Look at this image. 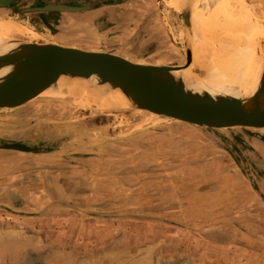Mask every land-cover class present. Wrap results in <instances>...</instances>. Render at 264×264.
<instances>
[{"label":"rangeland","instance_id":"374dc122","mask_svg":"<svg viewBox=\"0 0 264 264\" xmlns=\"http://www.w3.org/2000/svg\"><path fill=\"white\" fill-rule=\"evenodd\" d=\"M27 1L20 4L19 8L28 5ZM55 1L57 4L71 2L70 0ZM95 1L100 0H79L77 3L80 6L85 4L94 5ZM137 1L139 2L140 0ZM142 1L151 5L155 4V12H148L142 15L140 18L142 22L140 23L136 22L132 26H129L131 23L122 24L125 12L120 9L116 14H111V16L116 17L113 25L114 32L108 37L110 43L113 44L112 47L115 50L124 51L121 53L128 55L133 61L138 63L170 68L183 67L187 63V57L181 45L187 26L184 8L182 10L173 9L169 6L168 0ZM223 1L230 3L232 6H235L236 3H243L240 1H245L248 11L252 14V19L264 28V0ZM181 3L183 5L182 1ZM186 3L187 11L189 8L187 0ZM136 5L137 3H134L130 11H135ZM13 9L10 11L0 9V19H12L45 34L56 31V21L53 19L57 15L52 17L25 12L19 16L18 13L13 12ZM227 9H229L228 6ZM135 19L138 20L136 11ZM46 21L50 23L44 24ZM148 24L151 26L147 27ZM68 25L71 27L72 24ZM65 29L68 28H63L67 33L72 32L71 29ZM69 37L81 39L78 36ZM243 136H248L250 139L258 138L263 142L262 145L264 146V130H238L225 133H172L133 114L116 110L112 107L95 110L77 103L58 102L26 104L16 108L0 109V208L2 212L4 211L10 216L11 213L8 210V206H10L11 202L8 200L11 193L14 198V193H19L16 187L29 185L31 175L34 180L37 178L46 179V171L44 170L46 165L53 163V161L47 159L50 155L41 156L40 154L43 153L40 151L46 146L51 147L56 143H59V147L65 145L66 151H69L68 157L65 159L68 160L72 169L77 170L78 167L86 166L82 164L84 161L96 162L97 164V169L94 170L92 179L86 178L83 173L74 175V177H77L75 178L76 186L70 187L72 189L70 194L78 192V186H88L91 183L92 187H90V190L88 189L87 193L93 194V197H91L92 201L103 202V204H105V201L110 204L113 214H119L120 212H144L146 214L150 209L165 204L167 201H163V198L179 197L183 199L184 194H188L190 191L194 192L192 199L198 200L201 196L194 190L204 179L205 181L208 180V182H215V185H217L229 175L231 172L230 166H242V169L248 167L253 172L254 169L256 170L255 165L264 166V159L262 158L263 161L258 162L256 157L252 155L255 148L250 146ZM14 143L26 144L38 151L31 154L1 148L6 144ZM44 143L46 145H43ZM262 150H264V147H262ZM55 152L53 151V153ZM186 163H200L193 170V173L199 177L191 179L190 183L183 182L173 185L171 184L172 180L168 178L173 177L177 180H183L184 171L176 173L177 176L165 174L163 176V173L154 168L155 165L159 164L165 166L166 164L179 165ZM217 171H220V173H217ZM254 175L259 176L258 179L253 178L252 180H254V183L256 182L257 189L260 192L264 190V178L256 172H254ZM65 180L67 184H72L71 182L74 179L66 178ZM39 182L41 181L37 183ZM99 182L100 184H98ZM225 184L228 186L231 183L226 181L222 185ZM36 188L40 189L38 185H36ZM36 188L35 190L27 189V192L28 190L30 192H38L36 195L39 196L40 191ZM226 188L231 189L225 191V194L237 195L236 190H238V187ZM92 190L96 192L98 197L94 196L95 193ZM103 204L96 206L103 207ZM234 221V226L232 227L234 230H236L234 227L240 229L241 226L251 229L253 237L250 239L246 237L245 242L249 243L252 249H255L256 260L258 258L264 261V254H261L264 252V214L261 216L256 215L254 220L241 218V220L236 219ZM214 222L212 226L217 229L227 228L229 230L231 227L229 224L221 227L224 223L226 224L225 220L219 219ZM176 224L180 225L170 226L167 224L161 228H165L168 232L187 235L188 233L194 234L197 229L199 230L203 226L207 229L212 227L207 226L206 221H197L195 225L193 224L194 226L191 225V222H177ZM158 227L160 225L151 227V229L157 231ZM31 239L34 241L27 249L30 252L25 250L23 253L24 257L20 262L31 263L32 257L37 253L34 251L33 253L32 250L38 251L42 248L44 240L41 237H31ZM11 240L14 244L18 243L17 239H6L8 242H11ZM194 241L196 242L195 239L191 240L193 246H195ZM34 242L35 245L41 244L37 247L38 249L34 247ZM13 248L17 247L14 246ZM155 248H148L150 252L145 253L146 256L151 255L153 257L152 259H150L151 256L146 258V262H148L146 264H158V262L163 261L161 254ZM214 248L216 249V247ZM6 249L8 250L7 246ZM230 250L237 251L234 248ZM10 253L15 254L14 252ZM226 254L229 257L232 253L226 250ZM178 255L181 259L177 260L184 264L186 261V259L185 261L182 260L184 254L181 252L180 254L175 253L174 257ZM2 264L19 263L5 260Z\"/></svg>","mask_w":264,"mask_h":264},{"label":"crops","instance_id":"0c3cea01","mask_svg":"<svg viewBox=\"0 0 264 264\" xmlns=\"http://www.w3.org/2000/svg\"><path fill=\"white\" fill-rule=\"evenodd\" d=\"M25 1L27 0H22L16 6H20ZM32 1L28 0L26 2L29 9L36 8ZM43 1L47 3L46 6L57 4L55 0ZM70 1L57 5L90 7V9L78 12H41L45 14L49 12L50 15L47 14V16L52 17L57 15L53 19L56 21V31L50 33V35L120 53L124 51L115 50L108 38L114 32L113 25L116 19L111 14H116L119 9L122 10L125 12L122 24L131 23L129 26H132L136 22H142L140 20L142 15L155 12V4H147L142 0L139 2L137 0H122L118 4H107L100 7L96 5V1L94 5L85 4L83 6L77 3L79 0ZM134 3H137L135 11L138 20L135 19V11H130ZM26 6L25 8L28 9ZM40 7H43V5L38 6V8ZM32 12L38 13L39 11ZM48 22L46 21L44 24H49L50 22ZM68 24H72L71 27ZM150 26L147 25V27ZM66 27L68 29L65 30L71 29L72 32L67 33L64 31L63 28ZM69 36H78L81 39H74V37ZM124 55L130 58L128 55ZM130 59L132 60V58ZM243 137L250 146L255 148L252 155L256 157L258 162L263 161V142L258 138ZM68 153L69 151H66L65 145H62L55 153L40 154L41 156L50 155L47 159L53 161V163H48L44 170L46 171V179L37 178L34 180L31 175L29 185L16 187L19 193H14L15 198L11 193L8 200L11 202L8 206L10 216L4 211L2 212L0 208V264L5 260L17 261L21 264L22 261L20 262V260L24 257L23 253L29 249L34 241L31 237H41L44 240L40 250H32V252L39 253H35L37 256L34 255L32 261L39 258L42 264H146L148 263L146 258L151 255L146 256L145 253H149L151 247H156V251L161 254L163 261L158 262V264H183L179 262L181 259L179 255L174 257L175 253L180 254V252L184 254L182 260L185 261L186 259L184 264H264L263 259L259 260L257 258L256 260L255 249H252L249 243L245 242L246 237L248 239L253 237L251 229L241 225L240 229L234 227L236 229L234 230L232 228L236 219L254 220L256 215L261 216L264 214V211H262L264 210V190L260 193L256 182L254 183V180H252L253 178H259V176L254 175V172L264 178V166L255 165L256 170L252 166L254 172L249 170L248 167L242 169V166H230L231 172L229 175L217 185H215V182H208L204 179L194 190L201 196L198 200L192 199L194 192L190 191V193L184 194L183 199L179 197L163 198V201H167L165 204L150 209L146 214L144 212L113 214L110 204L105 201V204L92 201L93 194L87 193L88 189L90 190V187H92L91 183L88 186H78V192L70 194L72 191L70 187L76 186L75 178L77 177H74V175L83 173L86 178L92 179L97 164L96 162L84 161L82 164L88 167L82 166L74 170L69 165L68 160L65 159L68 157ZM198 164L200 163L166 164L165 166L159 164L155 165L154 168L163 173V176L164 174L177 176L176 173L184 171L183 180L168 177L172 180L171 184L175 185L183 182L190 183L191 179L198 178L199 176L193 173L194 168L199 166ZM217 173H220V171H217ZM66 178H73L72 184H67ZM38 181L43 183L39 182L41 183L39 184ZM226 181L231 184L228 186H226L227 184L222 185ZM36 185L40 189L36 188ZM233 186L238 187V190H236L237 195L225 194V191L231 189L226 187ZM35 188L40 191L39 196L36 195L38 192H30V190H28L29 193L27 192V189L35 190ZM94 193V196L98 197L96 192ZM32 194L35 195L32 196ZM101 204H103V207L96 206ZM219 219L226 221V224L224 223L221 227H225L227 224L231 225L229 230L227 228L217 229L212 226L215 223L214 221ZM197 221H206L207 226L212 227L207 229L203 226L199 230L197 229L194 234L188 233L187 235L168 232L165 228H161L167 224L170 226L180 225L176 224L177 222H191V225L194 226ZM159 225L157 231L151 229V227ZM7 238L17 239L18 243L14 244L12 240L8 242L6 241ZM194 239L196 240V242L194 241L195 246L191 242ZM40 245H35L34 242V247L37 248ZM14 246L17 248H13ZM148 248L150 249L148 250ZM233 248L237 251L230 250ZM226 250L232 253L231 256H227ZM26 252H30V250ZM261 254H264V252ZM152 258L151 256L150 259Z\"/></svg>","mask_w":264,"mask_h":264},{"label":"water","instance_id":"95a60500","mask_svg":"<svg viewBox=\"0 0 264 264\" xmlns=\"http://www.w3.org/2000/svg\"><path fill=\"white\" fill-rule=\"evenodd\" d=\"M22 0H0V9ZM90 7L51 4L32 11L78 12ZM188 21L186 9L183 10ZM14 32L0 19L7 37L0 42V109L11 108L10 98L23 85L33 63L78 64L93 69L95 79L112 108L135 115L168 132L181 134L225 133L264 130V44L258 49L243 78L237 103L229 108L218 100L174 105L163 95L162 73L171 68L138 63L124 54L103 47L37 32L21 23ZM169 92H175L170 90ZM25 153L35 149L22 143L1 147Z\"/></svg>","mask_w":264,"mask_h":264},{"label":"bare ground","instance_id":"6f19581e","mask_svg":"<svg viewBox=\"0 0 264 264\" xmlns=\"http://www.w3.org/2000/svg\"><path fill=\"white\" fill-rule=\"evenodd\" d=\"M168 1L173 9L187 8L186 0ZM222 1L187 0L188 21L181 42L187 63L162 73L167 102L184 105L218 100L229 108L236 105L242 80L264 44V28L252 19L245 1L235 6ZM4 20L11 30L22 32L14 23L17 21ZM6 37L0 29V42ZM23 81L19 92L10 98L11 107L58 102L95 110L112 107L93 69H81L78 64L33 63Z\"/></svg>","mask_w":264,"mask_h":264},{"label":"flooded vegetation","instance_id":"af4514ba","mask_svg":"<svg viewBox=\"0 0 264 264\" xmlns=\"http://www.w3.org/2000/svg\"><path fill=\"white\" fill-rule=\"evenodd\" d=\"M32 4H34V5H36V8H34V9H37L38 8V6L39 5H43V7H45L46 6V2L45 1H43V0H33L32 1ZM19 6V5H18ZM18 6H11L10 8H4V9H6V10H12L13 8V12H15V13H18V15L20 16L21 14H23V13H25V12H31V13H34V12H32L31 10H33V9H29L28 7V9H26L25 7H21V8H19ZM41 13V11H39L38 12V14H40ZM21 264H26V263H24V262H22ZM29 264H42L41 263V261L39 260V258H35L31 263H29Z\"/></svg>","mask_w":264,"mask_h":264},{"label":"trees","instance_id":"16d2710c","mask_svg":"<svg viewBox=\"0 0 264 264\" xmlns=\"http://www.w3.org/2000/svg\"><path fill=\"white\" fill-rule=\"evenodd\" d=\"M121 1L122 0H100V1H96V5L98 7H100V6L107 5V4H118ZM47 14L50 15L49 12L46 13V14L45 13H40V15H42V16H46ZM52 14H54V13H52ZM43 145H46V143H44ZM59 146H60L59 143L53 144V146H51V147L46 146V148L42 149L40 152H42V153L53 152V151H56L59 148ZM35 151H38V150H35Z\"/></svg>","mask_w":264,"mask_h":264}]
</instances>
